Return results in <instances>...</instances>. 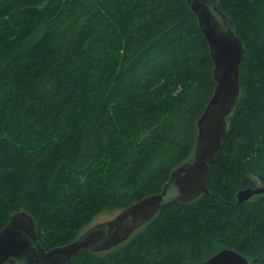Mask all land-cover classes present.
<instances>
[{
    "label": "trees",
    "instance_id": "1",
    "mask_svg": "<svg viewBox=\"0 0 264 264\" xmlns=\"http://www.w3.org/2000/svg\"><path fill=\"white\" fill-rule=\"evenodd\" d=\"M243 42L240 96L209 193L72 264H264V0H218ZM216 81L187 0H0V231L18 212L50 250L161 192L192 162Z\"/></svg>",
    "mask_w": 264,
    "mask_h": 264
},
{
    "label": "water",
    "instance_id": "2",
    "mask_svg": "<svg viewBox=\"0 0 264 264\" xmlns=\"http://www.w3.org/2000/svg\"><path fill=\"white\" fill-rule=\"evenodd\" d=\"M198 18L214 63L216 88L200 116L192 162L175 169L161 192L149 195L117 213L112 219L86 229L69 244L50 250L39 242L37 224L27 212L14 214L0 231V264H72L82 252H107L127 242L169 204H184L209 193L210 166L222 149L227 118L240 96L243 42L232 20L218 7V0H187ZM264 194V187L237 193L238 203ZM204 264H256L235 251L223 249Z\"/></svg>",
    "mask_w": 264,
    "mask_h": 264
},
{
    "label": "rangeland",
    "instance_id": "3",
    "mask_svg": "<svg viewBox=\"0 0 264 264\" xmlns=\"http://www.w3.org/2000/svg\"><path fill=\"white\" fill-rule=\"evenodd\" d=\"M117 213H119V212H116L113 214H110V213L102 214L94 220V222L91 224V226H94V225L101 223V222H104V221H108V220L112 219Z\"/></svg>",
    "mask_w": 264,
    "mask_h": 264
},
{
    "label": "bare ground",
    "instance_id": "4",
    "mask_svg": "<svg viewBox=\"0 0 264 264\" xmlns=\"http://www.w3.org/2000/svg\"><path fill=\"white\" fill-rule=\"evenodd\" d=\"M233 251V250H232ZM239 254V253H238Z\"/></svg>",
    "mask_w": 264,
    "mask_h": 264
}]
</instances>
